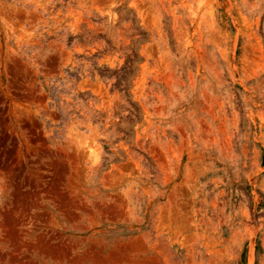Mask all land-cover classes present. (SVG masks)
<instances>
[{"label": "rangeland", "instance_id": "rangeland-1", "mask_svg": "<svg viewBox=\"0 0 264 264\" xmlns=\"http://www.w3.org/2000/svg\"><path fill=\"white\" fill-rule=\"evenodd\" d=\"M0 264H264V0H0Z\"/></svg>", "mask_w": 264, "mask_h": 264}]
</instances>
